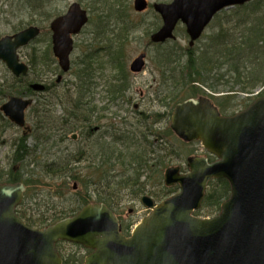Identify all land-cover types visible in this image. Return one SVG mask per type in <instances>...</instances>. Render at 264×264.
<instances>
[{"label": "rangeland", "instance_id": "1", "mask_svg": "<svg viewBox=\"0 0 264 264\" xmlns=\"http://www.w3.org/2000/svg\"><path fill=\"white\" fill-rule=\"evenodd\" d=\"M137 1L0 0V39L30 26L39 28L40 37L19 53L22 62L31 66L32 73L30 78H27V80L31 79L30 85L39 83L51 86L50 92H45V89L43 91L31 89L32 93L29 96L25 95V91L24 95H15L33 101L32 108L26 112V125L29 130L19 128L12 124L1 111L2 105L9 99L8 96L3 95L2 90L7 86L13 87L15 85L13 83L16 81L13 80L14 77L6 65L0 62V172L5 171L9 175L10 171L14 170L15 175L23 182L33 175L28 180L29 190L17 213L24 221L32 219V222L29 223L33 224L35 228L47 227L38 223L44 215L50 217L60 213L59 217H61L70 211H72V215L76 214L81 209L80 205H77V199H82L83 196L87 198V203L113 197L117 200L114 203H120L123 206L126 215L129 209H134L135 216L129 218L132 220L133 227L150 212L143 207L140 200L135 202V198H133L135 193L133 183L136 179L140 182L141 189L139 188L138 192L140 196L148 195L158 204L163 200L160 198L167 190L174 191V189H166L164 185L166 169L181 167L182 171H185L187 169L186 159L190 154L202 156L207 153L201 145L194 144L186 148L182 147L183 145L178 146L176 139L174 142L177 148H171L170 153L167 150L166 153H163L159 147L153 145V149H149V145L144 144L149 141L156 143V141L150 137L147 139L146 135H143L142 129L136 131L137 137L134 135L135 139L133 140L136 141V146L130 143V135L122 134L126 130L122 122L125 118H128L130 123H138L137 117V119L127 117L130 115L129 113L135 112L136 105L138 106L137 113H152L159 118L160 123L157 125V129L160 131H165L170 127L173 100L172 105L167 104L177 96L173 92L183 78L180 76V72L174 71L176 68L173 64L172 66L168 64L167 70L164 69L166 66L161 69L158 60L162 61L165 54L177 58L187 49H192L189 47L186 29L182 25L178 26L175 33L176 38L171 42L156 46L150 41L151 34L155 32L158 25H161L158 16L151 7L156 4L170 3L172 0H144L149 5V9L146 7L144 10L136 9ZM252 3L242 6L240 9L231 8L218 14L194 48H202L205 40L221 31L232 36L235 41V38L240 37L241 31L244 29V26L241 25L244 19H249L247 15L251 13ZM73 5H79L81 9L89 13L90 23L84 32L75 38V49L70 56V71L63 76V82L58 85L56 81L60 69L52 51L53 33L51 27L54 21L64 16ZM96 17L97 21L94 20ZM118 37L123 40L119 42ZM142 54H147V65L141 73L136 74L135 71L132 72L131 67L134 60ZM260 57V61L264 63V54ZM31 59L37 64L35 70L31 65ZM179 59H182L180 65L183 66L186 58L180 57ZM249 68L255 69L254 66ZM245 69L247 70V68ZM261 70L262 66L258 67V71ZM166 71L167 73L170 71L167 78L164 75L167 74ZM172 71L177 73L173 74ZM187 75H183V77L187 79ZM201 75H206L205 70H201ZM120 76L126 81V86L130 88L127 100L131 98V101L117 100L118 102L115 104H109L110 96L107 86L110 91H116L118 89L116 79ZM205 77L207 78V75ZM210 77L213 78V75ZM89 78L90 83H93V88L96 86L93 93H96L97 106L99 109L106 108V111L98 116L101 119L93 126L107 130L108 134L105 133V136L109 135V137H105L107 143L105 148H93L92 152L88 151L92 148L89 147L87 150V144L84 143L85 158L84 155L80 158V156H76V153L83 143L76 144L71 137L74 134L81 135L83 129L76 131L74 123L69 122L67 117L63 116L80 99L78 94L84 92L82 86L86 87L87 84L84 83L89 81ZM79 79L83 80L84 85L79 82ZM230 88V86L219 87V93L215 95L216 101H223L222 98L230 99L233 108L228 112H223L224 114L238 113L255 99L254 93L239 94L236 88L234 90H230ZM18 89H20L19 86ZM260 89L263 88H259L258 91ZM201 90L199 88V90L186 92L184 88L180 92L184 100L202 96ZM112 93L114 94V92ZM173 94H175L174 97ZM178 96L182 98L180 95ZM53 97L54 99L51 100ZM56 97L58 100H55ZM79 112L81 114L77 117H84V112ZM163 114L165 117H160ZM79 124L82 126L81 121ZM60 132L67 134L65 140L59 137ZM140 132H143L141 143ZM87 135L89 133L85 134V138ZM112 136L119 137L124 142H119L118 138L112 139ZM22 137L25 139H21ZM132 137L133 135H131ZM82 140H85L84 136ZM99 141L102 140H97V144ZM25 147L28 149V156L24 161L21 159L17 161ZM62 151H64L65 157L74 160L70 166L73 170L72 173L70 172V176L68 169L65 171L66 175H60L59 172L44 168V165L49 161H61L62 158L58 157ZM16 152H18L17 157L15 156ZM112 154L113 156H111ZM158 160L163 162L162 168L155 167ZM144 166H147V169L142 174L140 169ZM68 177H73L75 180L72 181ZM3 183L6 182L3 181ZM75 184L77 188H75ZM222 189V184L212 183L208 187L206 195L208 197L214 193V190L216 194H219ZM83 207L84 205H82ZM117 208L119 209V207ZM217 212L218 210L205 206L204 202V207L196 213V216L208 218L216 215ZM38 215L39 217H37ZM56 217L58 216L56 215ZM58 249L66 259L82 257L86 253L82 247L69 243L60 244Z\"/></svg>", "mask_w": 264, "mask_h": 264}, {"label": "water", "instance_id": "2", "mask_svg": "<svg viewBox=\"0 0 264 264\" xmlns=\"http://www.w3.org/2000/svg\"><path fill=\"white\" fill-rule=\"evenodd\" d=\"M250 1L174 0L172 4H156L164 27L153 40L174 38L176 25L182 21L193 46L217 13ZM146 7L144 0L137 1L136 9ZM87 22V13L74 5L67 16L52 24L53 51L64 72L70 70L71 36ZM39 34L38 28L31 27L0 40V61L16 76L29 70L20 63L18 49ZM144 57L133 63V71L141 70ZM32 89L45 88L34 84ZM32 102L13 97L2 111L23 127L25 110ZM171 127L187 142H202L219 161L209 164L204 158L193 159L187 176H180L178 168L168 169L166 185L179 184L181 194L156 206L130 238L121 234L117 217L103 204L88 205L44 229L31 227L17 214L26 187L0 184V264H63L56 248L60 241L93 250L84 264H264V97L234 117H223L209 98L190 99L176 107ZM213 179H226L231 196L216 218H196L192 214L201 207L207 184ZM144 203L148 208L154 206L148 198Z\"/></svg>", "mask_w": 264, "mask_h": 264}, {"label": "trees", "instance_id": "3", "mask_svg": "<svg viewBox=\"0 0 264 264\" xmlns=\"http://www.w3.org/2000/svg\"><path fill=\"white\" fill-rule=\"evenodd\" d=\"M252 5L253 6L251 7L252 8L251 13L247 15V18L249 19H244V22L241 24L242 26H244V29L241 31L240 37L235 38V41L232 36H230L229 34H225L224 31H221L215 34L214 36L209 37L207 40H205L202 45V48L196 47L194 49H187L186 51H184V54L177 56V58H174L173 56L172 57L167 56L166 54L163 55L164 57L163 60L158 62L160 68L166 66L164 68L166 70L168 69L167 67L168 64H170L171 66L173 64L174 68H176L174 71L180 72V76L183 78L182 81H179V84L176 86L178 90L176 89L175 90L176 92L175 91L173 92L177 94L176 97H174L175 94H173L174 97L172 99L173 103L183 98L181 96L182 94L180 91H182L184 88L186 92L189 90L194 91L195 89L199 90V88H201L203 91L201 90L200 92L201 93L203 92V94H205L206 91H209L213 94H218L219 87L227 88V86L231 87L230 90H234L236 88L239 94H252L259 88H264V67H263L264 63L260 61L261 59L260 56L264 54V0H254ZM94 20L97 21V17ZM118 38L120 39L119 42L123 40L120 37ZM180 57L186 58L183 66L180 65L182 63V59L181 60L179 59ZM245 58L247 59L245 60ZM252 61H253V65L251 66ZM31 65L35 70L37 64L34 62L33 59H31ZM253 66L255 69L252 70L251 68H249ZM261 66H262V70L258 71V67ZM178 67H180L181 70L178 69ZM245 68H247V70ZM201 70H205L207 78L205 77L206 75H201ZM250 70L252 71L250 72ZM174 71H172L173 74L177 73ZM182 74L185 76L188 74L187 79H185ZM211 75H213V78L210 77ZM27 78H22V77L19 79L13 78V80L16 81V83L13 84L19 86L20 89L22 88L21 93L17 92V94H14V91L12 90L13 87L7 86L2 90L3 95L8 97L15 95L21 96L20 94L24 95L23 92L25 91V95L29 96L32 93L31 89L29 88L31 79L27 80ZM34 81L37 82L35 79ZM82 81H83L82 79H79V82L83 84ZM90 81L91 80L89 78V81L87 80V82L90 84ZM87 82H85L84 84H87ZM118 83H120L116 86L118 88L117 89L118 91L116 90L112 92H114V94L119 93L120 95H124L125 91L127 90V88H125L126 81L124 79H120ZM194 83H197L199 85L201 84L202 87L196 88L195 86H191L186 89L187 85ZM82 88L84 92H80L78 94L80 99L77 100V103H74V106H71V108L68 109V113H66L63 117H67V120L69 122H72L74 119L77 118V116L81 114L79 111H82L84 112L83 113L84 117L79 118V120L81 121L82 125L86 126L87 123L90 121V117L88 116H89V111L91 110V106L89 108V98L87 95L89 86L87 85L86 87L82 86ZM178 95H180L182 98H180ZM261 95H264V90L261 93ZM114 97L115 96H111L112 99ZM53 99L54 97L51 98V100ZM55 100H58V98L56 97ZM222 100L223 101L217 100L218 101L217 103L219 106H221V109L224 112L225 111L228 112L231 108H233L230 103V99L222 98ZM145 120L146 119H143V122ZM71 125L73 124L71 123ZM74 128L79 129L77 125V120ZM166 134L171 135L169 130L166 132ZM159 135L162 136V133H159ZM59 137L61 139L66 138V136L62 134H59ZM22 152L23 154L19 156L20 158H18L17 161L20 159L24 161V159H26V157L28 156V149H26V147ZM80 154H82L81 156H83L84 153H80ZM113 154L111 156H113ZM15 156L16 157L18 156V152L15 153ZM58 158H62V156H59ZM62 159L63 161L61 160L58 162H52L54 160L49 161V163L44 165L45 166L44 168L45 169L49 168L50 170H54V172H59L60 175L63 174L66 175L65 171L68 169L67 170L69 172L68 175L70 176L71 175L70 172L72 173L73 171L72 168H70V166L72 165V162L74 160L69 159L67 157ZM64 159L66 160V162L64 161ZM156 166L157 168L158 166L162 168L164 164L161 160H158L155 163V167ZM143 171H146L145 166L140 169V172H142V174ZM4 172H0V182L3 181L6 183L23 182L21 178L15 175L14 170H11L9 175L7 174V172L5 173ZM32 176L33 175H30L28 180H30ZM68 179H71L72 181L75 180L73 177L72 178L68 177ZM28 180L25 179L24 183H26L29 186L30 183ZM215 184L223 185L222 192L216 194L214 190V193L208 195V197L206 198L205 206H207L208 208L219 210L222 201L228 198L230 188L227 182L219 181L216 182ZM136 187L138 188L136 189ZM133 188H134L133 190H135L134 196H136L141 189L140 184L139 183L137 184V182L133 183ZM173 193H174L173 190L171 191L167 190L160 199L168 198ZM109 200H110L109 203L117 202V200H115L113 197H109ZM87 202L88 200L84 196L82 197V199H77V205H80L79 207H82V205L87 204ZM70 212L71 214H69ZM70 212L62 215L61 217H59L60 213L50 217H46L44 215L41 221H38V223L48 226L47 224L49 225L53 224L65 217L72 215V211ZM56 215L58 217H56ZM37 217H39V215ZM29 222H32V219H29L28 221L26 220V223L33 226V224ZM77 261L78 260L75 257L70 258L67 259L66 264H77Z\"/></svg>", "mask_w": 264, "mask_h": 264}, {"label": "flooded vegetation", "instance_id": "4", "mask_svg": "<svg viewBox=\"0 0 264 264\" xmlns=\"http://www.w3.org/2000/svg\"><path fill=\"white\" fill-rule=\"evenodd\" d=\"M129 101H131V98L128 100V102ZM167 105H169V106L172 105V101L170 100ZM134 109H135V112L134 113L133 112L129 113L130 115H127V117H134V119L138 118V120H137L138 123H136V124L133 123V122L130 123L129 119L125 118L122 121L123 125L126 127L125 132L126 131H132L133 135H135L136 131H138V130L141 131V129H142L144 134H143V132H140V134L146 135L147 139L150 137V138H152L153 140L156 141V143H152L151 141H149V142H146L144 144H146V145L153 144L154 146H156L158 144V139H159V136H158L159 135V129H157V125H159V118L157 116L153 115L152 113H144V112L137 113V109H138L137 105L134 107ZM95 112H96L95 108L92 107L91 108L92 115H94ZM99 114H100V112L97 113V116H100ZM142 117H146V120L144 122H143ZM154 117H156V118H154ZM160 117H165V115L163 114ZM170 117H172L171 114H170ZM96 122H97V120H95L93 118H92V121L90 120L88 122L87 126L89 127L88 128L89 129V131H88L89 136L86 139L87 148H89V147H91V148H97V147L105 148L106 145H107V143L105 141V137L108 138L109 135L105 136V133L107 135L108 132H107V130L105 131L104 129H101V127H99V126H96V127L93 126V125L96 124ZM144 128H145V130H144ZM125 132H123V133H125ZM166 132H167V130H166ZM141 138H142V135L140 136V143H141ZM170 138H171V136H170ZM81 140L82 139L80 138L78 143H81ZM97 140H102V141L101 142L99 141V143L97 144ZM137 140H138V138H137ZM172 142H173V140L171 141L169 139L168 148H169V146H171ZM134 200H135V202H137L140 199H138V200L134 199ZM103 201H104L103 202L104 204H106L108 207H110L115 212V214H116V216H117V218L119 220L120 226H121L122 234L125 235L126 237H129V230L132 228V224H133L132 220H130L129 218L132 217V216H135V214H136L135 210L132 209V208L129 209L128 212H127L128 214L126 215V212L123 211L124 210L123 206H121L120 203H109V201H110L109 197L106 200H103ZM97 202H99V201H97ZM116 206L119 207V209ZM58 245H60V244H58ZM87 254H88V252H87Z\"/></svg>", "mask_w": 264, "mask_h": 264}, {"label": "bare ground", "instance_id": "5", "mask_svg": "<svg viewBox=\"0 0 264 264\" xmlns=\"http://www.w3.org/2000/svg\"><path fill=\"white\" fill-rule=\"evenodd\" d=\"M21 85H24V84H21ZM12 90L14 91V94H17V92H21L22 88L21 89H18V86L17 85H14ZM60 156H62V157L65 156L64 151H62V154ZM62 161H63V159H62ZM64 161L66 162L65 159H64ZM24 222H26V221H24Z\"/></svg>", "mask_w": 264, "mask_h": 264}]
</instances>
